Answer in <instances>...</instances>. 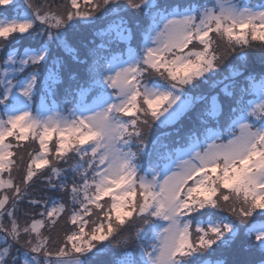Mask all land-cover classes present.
Returning a JSON list of instances; mask_svg holds the SVG:
<instances>
[{
	"label": "snow or ice",
	"instance_id": "1",
	"mask_svg": "<svg viewBox=\"0 0 264 264\" xmlns=\"http://www.w3.org/2000/svg\"><path fill=\"white\" fill-rule=\"evenodd\" d=\"M0 52V264H264V0H0Z\"/></svg>",
	"mask_w": 264,
	"mask_h": 264
},
{
	"label": "trees",
	"instance_id": "2",
	"mask_svg": "<svg viewBox=\"0 0 264 264\" xmlns=\"http://www.w3.org/2000/svg\"><path fill=\"white\" fill-rule=\"evenodd\" d=\"M24 44H27V41L24 42ZM5 56L4 52H0V58L3 59ZM248 69L249 72L252 74H255L259 77V75L264 74V65H261L260 60H259V56L257 53H250L249 55V59H248ZM224 75V73H221L220 77H216L215 79H220L222 76ZM223 87V85H219L215 88L211 87V82L207 83V84H199L197 87V92L196 93H203L205 95H209L214 93V91H216L217 95H219L220 99H221V103H227V98L223 95V93L220 92V89ZM194 115V114H193ZM184 125L185 127L183 128L181 135H183V131H186V125H187V120L184 121ZM176 127H181V125H176ZM161 131H172L174 132V129L169 127L167 129H161V128H157V127H153V132L152 135L153 137L156 136L157 134H159ZM176 137L174 136L173 139H175ZM59 230H63V229H59ZM241 241H237V247H239ZM120 250L119 249H113L112 253H114L115 255H119ZM222 259H228L231 260L232 257L231 256H225V257H221ZM101 259L103 260H110L112 259V254L110 253L108 256L105 257H101Z\"/></svg>",
	"mask_w": 264,
	"mask_h": 264
},
{
	"label": "rangeland",
	"instance_id": "3",
	"mask_svg": "<svg viewBox=\"0 0 264 264\" xmlns=\"http://www.w3.org/2000/svg\"><path fill=\"white\" fill-rule=\"evenodd\" d=\"M0 60H2V59L0 58ZM194 91L197 92V89H195ZM211 95H217L216 91H214V93H212V94H209V96H211ZM249 98H251V97H249ZM220 101H221V99H220Z\"/></svg>",
	"mask_w": 264,
	"mask_h": 264
}]
</instances>
